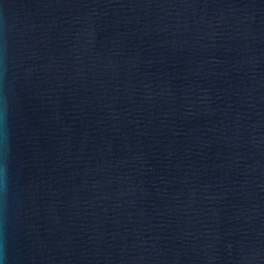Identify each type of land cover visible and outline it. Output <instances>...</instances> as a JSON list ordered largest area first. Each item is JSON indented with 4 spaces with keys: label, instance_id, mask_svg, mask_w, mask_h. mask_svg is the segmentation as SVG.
Returning a JSON list of instances; mask_svg holds the SVG:
<instances>
[{
    "label": "water",
    "instance_id": "1",
    "mask_svg": "<svg viewBox=\"0 0 264 264\" xmlns=\"http://www.w3.org/2000/svg\"><path fill=\"white\" fill-rule=\"evenodd\" d=\"M0 264H264V0H0Z\"/></svg>",
    "mask_w": 264,
    "mask_h": 264
}]
</instances>
